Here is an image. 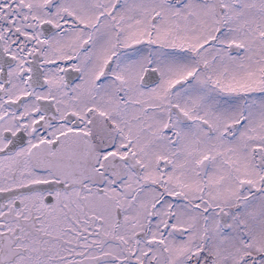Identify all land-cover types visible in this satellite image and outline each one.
Masks as SVG:
<instances>
[{"label": "snow or ice", "instance_id": "6c2138e0", "mask_svg": "<svg viewBox=\"0 0 264 264\" xmlns=\"http://www.w3.org/2000/svg\"><path fill=\"white\" fill-rule=\"evenodd\" d=\"M0 264H264V0H0Z\"/></svg>", "mask_w": 264, "mask_h": 264}]
</instances>
